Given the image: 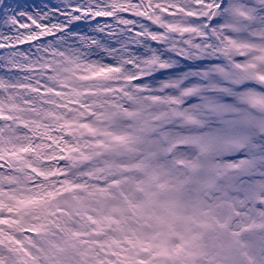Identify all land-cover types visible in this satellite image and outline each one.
I'll use <instances>...</instances> for the list:
<instances>
[{
    "label": "snow or ice",
    "instance_id": "obj_1",
    "mask_svg": "<svg viewBox=\"0 0 264 264\" xmlns=\"http://www.w3.org/2000/svg\"><path fill=\"white\" fill-rule=\"evenodd\" d=\"M0 264H264V0H0Z\"/></svg>",
    "mask_w": 264,
    "mask_h": 264
}]
</instances>
